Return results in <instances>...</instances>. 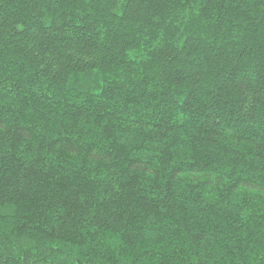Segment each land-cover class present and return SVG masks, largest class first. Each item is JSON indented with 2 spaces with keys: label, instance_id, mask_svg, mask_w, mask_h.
<instances>
[{
  "label": "trees",
  "instance_id": "1",
  "mask_svg": "<svg viewBox=\"0 0 264 264\" xmlns=\"http://www.w3.org/2000/svg\"><path fill=\"white\" fill-rule=\"evenodd\" d=\"M0 264H264V0H0Z\"/></svg>",
  "mask_w": 264,
  "mask_h": 264
}]
</instances>
